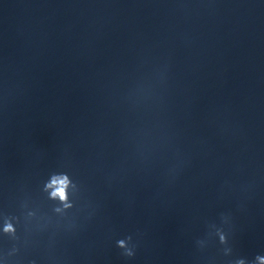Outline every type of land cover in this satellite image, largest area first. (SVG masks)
Wrapping results in <instances>:
<instances>
[{"label": "clouds", "instance_id": "1", "mask_svg": "<svg viewBox=\"0 0 264 264\" xmlns=\"http://www.w3.org/2000/svg\"><path fill=\"white\" fill-rule=\"evenodd\" d=\"M61 197L63 198V192L61 191Z\"/></svg>", "mask_w": 264, "mask_h": 264}]
</instances>
